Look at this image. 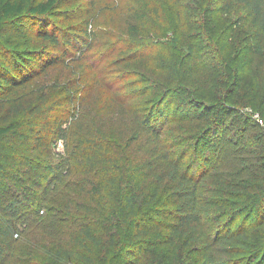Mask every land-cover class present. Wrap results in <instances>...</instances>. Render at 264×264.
<instances>
[{
	"label": "trees",
	"instance_id": "obj_1",
	"mask_svg": "<svg viewBox=\"0 0 264 264\" xmlns=\"http://www.w3.org/2000/svg\"><path fill=\"white\" fill-rule=\"evenodd\" d=\"M164 1L172 15L168 46L177 45L183 29L200 34L195 45L186 44L176 76L168 74L170 79L176 77L179 84L165 90L176 94L184 87L180 84L188 82V94H198L203 86L199 80L212 69L217 77L205 86L209 91L201 93L199 99L192 97L179 102L174 101L172 93H167L154 96L142 107L129 105L126 111L123 109V114L131 119L123 148L129 149L133 144L136 161H130L128 153H115L109 144L112 136L97 128L88 115L78 118L74 111L70 118H78L80 126L70 131L71 147L65 153L56 151L60 141L67 143L69 130L60 120L64 114L60 101L50 100L45 92L27 103L13 99L6 111L18 118L0 125V264H5L13 242L24 231L21 228L29 226L36 217L48 211L39 225L58 230L59 222L70 214L68 200L58 203L57 209L46 204L64 175L80 166L89 164L95 168L102 163L109 165L105 172H111L106 181L110 197L105 211L112 208V203L119 204L120 212L123 208L125 217H130L150 190L155 200L163 192L172 197L168 203L172 206V221L165 226L168 231L162 240L170 247L176 241H186L185 248L190 242L194 245L187 250L178 247L176 252L159 257L153 255L152 264H264V123L260 125L258 121L264 117V0ZM58 2L0 0V39L4 37L2 25L23 18L31 24L34 34L49 45V49H34L27 57L0 42V96H8L48 65L59 62L69 47L89 44V36L84 32L87 29L78 37L64 30L59 33L53 30L49 18ZM239 9L242 12L238 16ZM217 12L223 15L218 16ZM150 16H160L154 4L145 3L131 11L127 20L129 37L122 49L127 59L145 69L150 67L145 63L147 50L154 45L148 46L139 38L145 33ZM157 47L162 48L161 55L171 56L163 45ZM174 67L172 64L165 69ZM232 98L239 105L251 103L254 111L242 112L227 105ZM171 105L173 122L187 123L192 130L182 140L191 144L179 153L174 148L180 132L171 127L164 129L161 122L167 118ZM233 113L236 115L232 118L227 116ZM256 114L258 117L254 118ZM202 145L207 146L206 151L211 149L222 155L210 160V153L200 149ZM190 151L191 160L185 161ZM196 164L202 170L196 169L199 176L188 173ZM140 176L144 185H139ZM208 177L216 179L219 196L204 201L199 188ZM100 191L97 189L95 193ZM210 205L219 209L212 213ZM113 213L108 215L107 224L117 226ZM202 216L206 219L202 220ZM103 224L98 222L97 228ZM133 227L134 237L142 236L145 241L148 226L138 222ZM79 230L83 239L97 241L89 225L82 224ZM56 256L61 264H73L70 252L62 253L59 249ZM128 256L127 264H140L131 253Z\"/></svg>",
	"mask_w": 264,
	"mask_h": 264
},
{
	"label": "rangeland",
	"instance_id": "obj_2",
	"mask_svg": "<svg viewBox=\"0 0 264 264\" xmlns=\"http://www.w3.org/2000/svg\"><path fill=\"white\" fill-rule=\"evenodd\" d=\"M145 3L154 4L160 12L158 18L150 16L148 24L144 26L145 33L139 38L148 46L154 45L147 50L145 63H149L150 67L146 69L137 67L132 60L127 59L122 50L129 37L127 28L129 14L135 8L143 7ZM241 12L242 10L239 9L237 15L239 16ZM220 13L222 12H217V15H223ZM237 15L236 19H238ZM49 20L56 33L64 30L78 37L83 35L82 30L87 29L88 32H84H86L85 36H89L87 38L89 44H84L80 48L69 47L68 52L61 56L59 62L48 65L25 84L14 88L8 96L1 95L0 125L18 118L17 115L6 111L13 99L15 102L20 100L27 103L35 95L45 92L50 100L60 101V107L64 112L60 120L64 121L63 127H69L67 143L60 141L55 147L56 151L61 153L68 152V148L71 147V140L68 137L71 136L72 128L80 126L78 118L82 115H86L87 118L88 115L97 128L101 127L109 136H112L109 144L115 153L118 155L128 153L130 161H136L137 157L132 153L133 144L129 149L123 148L126 138L129 137L126 128L131 124L128 115L123 114V109L126 111L129 105L142 107L154 96L167 93L175 96V102L192 99V97L199 99L201 93L209 91L205 88L208 81L217 77L216 71L212 69L202 75L199 82H202L203 86L195 95L188 94V82L181 83L180 85L186 88H179L176 94L165 90L179 84L176 77L170 79L168 74L176 76L179 60L187 49L186 44L191 42L195 45L196 38L200 34L190 29H183L178 37L177 45L168 46L172 37L171 32L168 31L172 15L164 0H59ZM241 23L248 25L246 22ZM154 29H157L156 32ZM34 33L35 30H31V24L26 19L15 18L2 25L4 37L0 39V42L22 51L27 57L34 49H49L48 41ZM190 34L193 36L188 38ZM244 38L246 37L243 36L242 40ZM249 41V39L246 40L247 43ZM155 44L163 45L164 51L171 56L161 55L162 48ZM172 64H175L173 70L165 69ZM153 67L158 69L160 67L164 71H156ZM227 105L233 108L238 107L243 110L242 112L254 111L251 103L239 105L235 103L234 98L227 101ZM167 110V118L162 119L161 122L164 124V129L171 127L173 131L180 132L177 137L180 139L177 141V147L174 148V151L179 153L191 144L189 140L184 142L182 140H185L190 135L188 132L192 130L187 123L182 125L173 122L172 105ZM73 111L78 118H70ZM195 115L203 114L195 112ZM234 115L236 113L227 114L229 118ZM256 117L258 114L254 115V118ZM261 120L260 125H263L264 117ZM194 123L196 122L192 124ZM173 131L171 135L174 134ZM204 146L202 145L200 149L206 154L210 153V160L214 161L222 155L215 150L206 151L207 146ZM190 157H192L191 151L185 161H190ZM125 158L123 156L122 160L124 161ZM126 161L128 163V160ZM196 166L188 170V173H198L196 169L202 172L201 167L197 164ZM107 167L109 165L104 163L95 168H91L88 164L83 168L80 166L72 169L69 174L64 175L58 181L56 190L52 191L50 201H46V204L48 207L56 206L57 209L58 203L68 200L70 214L62 218L57 226L58 230H55L56 228L47 230L39 225L48 211L36 217L29 226L22 227L24 231L13 242L12 248L7 253L5 264H61L56 256V251L59 249L62 253H72L73 264H127L130 253L131 257L137 259L140 264H152L153 255L159 257L172 251L176 252L178 247L185 248L186 241H176V245L170 247L166 241L162 240L168 231L165 226L172 221L170 210L172 206L168 204L172 197L167 192H163L162 197L155 200L150 190L130 217H125L123 208L120 212L119 204L112 203L110 205L112 208L105 211L110 197L106 181L108 173L110 175L111 172H105ZM202 182L199 193L204 201L219 196L215 178L208 177ZM144 183L143 176H140L139 185ZM97 189L101 191L95 193ZM110 202H113V199ZM218 209L210 205L212 213ZM112 211L115 215L113 223L117 221V226L107 224L108 215L110 216ZM205 219L206 216H202V220ZM98 222L104 223L100 225V229L97 228ZM138 222L148 226L149 232L143 236L145 241H142V236L134 237L133 226ZM82 224L90 226L91 234L97 241L83 239L79 230ZM136 239L141 240L136 241ZM193 245L192 242L188 243L185 250Z\"/></svg>",
	"mask_w": 264,
	"mask_h": 264
},
{
	"label": "built area",
	"instance_id": "obj_3",
	"mask_svg": "<svg viewBox=\"0 0 264 264\" xmlns=\"http://www.w3.org/2000/svg\"><path fill=\"white\" fill-rule=\"evenodd\" d=\"M258 121H259L260 124H262V120L261 119H259Z\"/></svg>",
	"mask_w": 264,
	"mask_h": 264
}]
</instances>
